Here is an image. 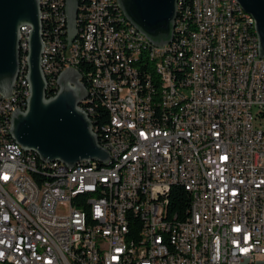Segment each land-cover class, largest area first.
<instances>
[{
  "label": "built area",
  "instance_id": "built-area-1",
  "mask_svg": "<svg viewBox=\"0 0 264 264\" xmlns=\"http://www.w3.org/2000/svg\"><path fill=\"white\" fill-rule=\"evenodd\" d=\"M39 1L46 90L62 70L82 77L79 68H88L83 113L90 119L92 106L105 111L95 135L117 164L105 174L87 164L52 168L12 147L8 116L27 100L21 76L29 28L21 27L18 81L0 100V264H264V57L236 1L177 5L174 37L162 47L138 31L127 42L111 0H79L82 42L70 47L60 0ZM137 43L157 56L158 77H150ZM176 62L183 71L170 77ZM155 105L164 106L162 124H155ZM111 173H118L116 186L108 185ZM168 180L187 186L192 224L179 226L185 215L178 212L156 222ZM78 189H96V199L74 200ZM130 242H138L137 252Z\"/></svg>",
  "mask_w": 264,
  "mask_h": 264
},
{
  "label": "water",
  "instance_id": "water-1",
  "mask_svg": "<svg viewBox=\"0 0 264 264\" xmlns=\"http://www.w3.org/2000/svg\"><path fill=\"white\" fill-rule=\"evenodd\" d=\"M249 15L257 38L258 57H264V0H235ZM125 20L155 47L173 38L176 0H116ZM77 0H65L70 30L74 27ZM37 0H0V95L10 97L18 73V30L29 28L27 82L29 96L24 111L10 115L9 136L22 151L33 153L40 162L61 163L68 168L80 162H108L92 132L88 117L78 108L86 98L79 74L64 69L56 78L57 92L46 98L40 70L41 25Z\"/></svg>",
  "mask_w": 264,
  "mask_h": 264
},
{
  "label": "bare ground",
  "instance_id": "bare-ground-1",
  "mask_svg": "<svg viewBox=\"0 0 264 264\" xmlns=\"http://www.w3.org/2000/svg\"><path fill=\"white\" fill-rule=\"evenodd\" d=\"M37 2L39 5V16H40V20H41V22H40V25H41L40 34H41V45L43 48L44 36L42 33V9H41L40 1L37 0ZM60 2L62 3V10L60 12L63 11L61 16H60V22L62 23V32H63V26H65V28H66V39H67L68 43H70V45H72V43L77 39L78 34H79V32L77 31L78 14H79L78 13L79 12L78 11V0H77V9H76L75 20H74V27L72 30L69 29L67 21H66L65 0H60ZM180 2H181V0H176V10H177V5H178V7H180L179 6ZM111 5L113 6V8H117L118 17H121V19H118V23H119L118 24V30H119V32H126V41L127 42H134V32L133 31H136V30L125 20L121 11L119 10V8L117 6L116 0H111ZM242 16L244 17L245 23H253L252 18L249 15H247L246 13H244L243 11H242ZM175 21H176V17L174 20V27L176 25ZM127 26H128L129 31H127ZM253 31L255 33L254 24H253ZM173 37H174V28H173ZM64 43H66V42H64ZM137 51H139L140 59H141V56L146 55V57L148 59L153 60V70H154L155 76H151V74H149V75H150V77H158V70H157V68H155V67H157V56L155 55V53L153 51H149V49L145 45V43H137ZM27 52H28V44H24L23 45V73L21 76V85L23 86V90L26 93V99L29 96V86H28V82L26 79V76H27ZM21 64H22V52L19 49V45H18V73H17V77L14 81L13 86H15V84L18 81L19 73L21 70ZM176 68H179L183 71V62H176L175 65H172V67L170 69V77H177L175 74V71H172ZM40 70H41V73L44 77V73L42 72L41 67H40ZM147 71H148V61H147ZM80 82H81V77H80ZM45 84H46V81H45ZM81 84H82V82H81ZM53 89H55L56 92L58 90L57 86H54ZM53 89L50 93L53 92ZM46 93L47 92L45 90L46 98H50L46 95ZM0 100H3L2 95H0ZM22 103H23V101H22ZM80 105H81V103L78 106L79 109H80ZM25 106H26V101H24L23 107L19 106V108L17 110L24 111ZM160 106L164 107L163 105H160ZM261 109H263V102H254V110H261ZM91 110H92V108H91ZM91 110H90V118H91ZM154 114H155V106H154ZM9 121H10V116H8V135H9ZM89 121L91 122V119H89ZM92 123H94V122H92ZM92 123H91V125H92ZM162 123H160V124H162ZM155 124H158V123H156V120H155ZM92 132L94 134H96L93 130V127H92ZM97 140H98V137H97ZM10 143H11L13 148H20L17 144H15L12 141V139H11ZM98 144H99V140H98ZM99 146L102 149H104L103 145L99 144ZM25 156L30 157L32 159V161L35 162L37 165H38V163H40L41 165H50L52 168H65L66 167L65 165H63L61 163H57V162H53V163L40 162L37 160L38 158L33 153H30V152H25ZM86 164L89 165V167L95 172V174H105V172L109 171V169L112 167V165L117 164V157H112L111 154H108V162L105 163L104 165H101V164L94 162V161H88V162H80V163L76 164L75 167L76 168H85ZM118 184H119L118 173H111L110 177L108 178V185L109 186H116ZM175 188H176V180H168L162 187V199H164V200L162 201L160 208L156 212V222L158 224H166L167 223V217L171 216V215H169L168 210H167L168 209L167 200L169 198V194ZM180 189L184 190L187 193V186H180ZM63 194H71V186H63ZM95 199H96V189H78L74 193V200L88 201V200H95ZM60 203H67V196H60ZM133 217H134V219L138 220L139 223L141 224V217H140L139 211H132V222H133ZM193 218H194V208H193V204L191 203L190 208H189V213H188L186 219L183 221H179V226H187V224H192ZM80 229L81 230H88V219H81ZM137 251H138V242H130V252H137ZM55 254L64 255L63 245H55ZM3 264H13V262H3Z\"/></svg>",
  "mask_w": 264,
  "mask_h": 264
},
{
  "label": "trees",
  "instance_id": "trees-1",
  "mask_svg": "<svg viewBox=\"0 0 264 264\" xmlns=\"http://www.w3.org/2000/svg\"><path fill=\"white\" fill-rule=\"evenodd\" d=\"M179 6L180 7H186V0H181V2L179 3ZM78 11H79L78 12L79 13L78 14V20H79V15H80L79 0H78ZM62 12H60V16H61ZM117 17H118V13H117ZM175 24H176V21H175ZM77 31L79 32L78 37L72 43V45H70V47H78L80 45V43L82 42V29L79 25L77 26ZM63 32H64V42L68 43V41L66 39V28H65V26H63ZM42 33L44 36L43 31H42ZM141 59L148 61L149 74H151V76H155V73L153 70V60L148 59L146 57V55L141 56ZM87 71H88L87 67L81 66L79 68V72L82 76L81 82H82L84 88H87V83L85 82ZM172 71H175L176 76H178V74L182 70L179 68H176ZM46 92H47L46 95L48 97H52L56 93L55 89H53L52 93H50L47 90H46ZM23 103H24V101H23ZM23 103L20 104V107H23ZM83 104H84V101H82L81 105H80V109L82 111H83ZM90 119H91V122H94V125L96 126V127H93L94 132L96 134H99L101 126H103L107 122V116L105 114V111L100 106H92ZM155 120H156V123H158V124H160L164 121V107H161L160 105H155ZM98 140H99V137H98ZM10 141H11V139H10ZM99 144L102 145L100 142H99ZM38 165H41V164L38 163ZM188 201H189V198L187 196V193L184 190L179 189V188L173 189L171 191V193L169 194V198L167 200V202H168V209L167 210H168L169 215H172L173 212H178L181 215H186L185 217L179 218V221L185 220L188 213H189V208H190V204H191V203H188ZM133 223L140 224L138 220L134 219V217H133Z\"/></svg>",
  "mask_w": 264,
  "mask_h": 264
}]
</instances>
